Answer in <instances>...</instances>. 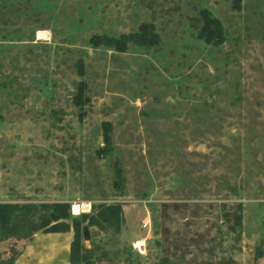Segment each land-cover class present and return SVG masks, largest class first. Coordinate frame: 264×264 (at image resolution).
I'll list each match as a JSON object with an SVG mask.
<instances>
[{
  "label": "rangeland",
  "instance_id": "obj_1",
  "mask_svg": "<svg viewBox=\"0 0 264 264\" xmlns=\"http://www.w3.org/2000/svg\"><path fill=\"white\" fill-rule=\"evenodd\" d=\"M203 10L223 44L197 37ZM144 23L161 42L119 50ZM16 205L67 207L50 226L72 234L69 264L76 236L91 264H264V0H0V206ZM36 233L0 228V264Z\"/></svg>",
  "mask_w": 264,
  "mask_h": 264
},
{
  "label": "trees",
  "instance_id": "obj_2",
  "mask_svg": "<svg viewBox=\"0 0 264 264\" xmlns=\"http://www.w3.org/2000/svg\"><path fill=\"white\" fill-rule=\"evenodd\" d=\"M197 37L205 40L209 44L216 46L223 44L226 40L222 22L219 19L213 17L208 10L202 11V24L200 25L197 32ZM100 39L101 38L99 35H95L93 37L94 44L99 45ZM128 40H131L135 44L152 47L161 42V37L155 31V25L153 23H144L140 26L138 32L128 34L126 37H123L122 40H117L115 42L117 48L121 51H125ZM110 41L108 40L109 43ZM108 133L109 132L106 128L105 138L107 143L110 141ZM42 208L45 207L43 206ZM66 210L67 207H65V205H58L52 212L41 215L37 221L35 220V216L38 212V207L36 206H0V228L9 237L20 236L22 238L30 237L40 230L45 232H61L62 229L60 226H58V224H54L52 226H50V224L66 217ZM101 217L108 222H119L117 217V209L115 208L109 211H103L101 213ZM71 249V261L73 264H76L78 260L85 261V264H91V262H89V255L91 252L81 246V242L77 236L71 244ZM15 261L16 258L13 257L4 264H15Z\"/></svg>",
  "mask_w": 264,
  "mask_h": 264
},
{
  "label": "crops",
  "instance_id": "obj_3",
  "mask_svg": "<svg viewBox=\"0 0 264 264\" xmlns=\"http://www.w3.org/2000/svg\"><path fill=\"white\" fill-rule=\"evenodd\" d=\"M39 240L54 242L47 244L46 251H40L37 247ZM72 240V234L68 233H48L40 234L36 233L33 242L27 244L23 249V252L19 257L16 258L15 264H69L67 260L64 259L68 255V250L61 252L62 246H67ZM44 245V244H43Z\"/></svg>",
  "mask_w": 264,
  "mask_h": 264
},
{
  "label": "built area",
  "instance_id": "obj_4",
  "mask_svg": "<svg viewBox=\"0 0 264 264\" xmlns=\"http://www.w3.org/2000/svg\"><path fill=\"white\" fill-rule=\"evenodd\" d=\"M79 207V210L76 211L74 209L75 206ZM92 210V202H88V201H81V202H77L76 204H73L72 206V212L74 214H81V213H86Z\"/></svg>",
  "mask_w": 264,
  "mask_h": 264
},
{
  "label": "water",
  "instance_id": "obj_5",
  "mask_svg": "<svg viewBox=\"0 0 264 264\" xmlns=\"http://www.w3.org/2000/svg\"><path fill=\"white\" fill-rule=\"evenodd\" d=\"M83 233H84V238H85V239H89V238H90L89 230H88L87 227H84V229H83Z\"/></svg>",
  "mask_w": 264,
  "mask_h": 264
},
{
  "label": "bare ground",
  "instance_id": "obj_6",
  "mask_svg": "<svg viewBox=\"0 0 264 264\" xmlns=\"http://www.w3.org/2000/svg\"><path fill=\"white\" fill-rule=\"evenodd\" d=\"M39 35H40V36H43V35H45V32L40 31V32H39ZM74 209H75L76 211H78V210H79V207L76 205V206L74 207ZM138 244H139V245H142V242H139Z\"/></svg>",
  "mask_w": 264,
  "mask_h": 264
}]
</instances>
